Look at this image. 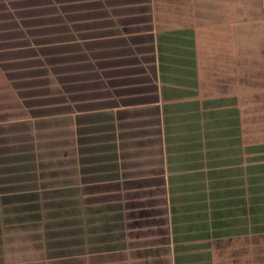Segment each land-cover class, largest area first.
Wrapping results in <instances>:
<instances>
[{
	"label": "crops",
	"instance_id": "crops-1",
	"mask_svg": "<svg viewBox=\"0 0 264 264\" xmlns=\"http://www.w3.org/2000/svg\"><path fill=\"white\" fill-rule=\"evenodd\" d=\"M7 1L0 0V13L10 15L0 17V264H147L161 250L176 263L171 195L176 207L177 174L188 172L176 169L183 156L168 142L179 84L171 23L162 41L154 0H53V20L32 15L25 0ZM262 19L264 28L263 8ZM232 46L224 43L223 82L239 89L233 206L239 230L247 227L238 235L250 240L248 264H256L252 224L264 216L250 207L264 197V72H255L252 52L239 57Z\"/></svg>",
	"mask_w": 264,
	"mask_h": 264
},
{
	"label": "rangeland",
	"instance_id": "rangeland-1",
	"mask_svg": "<svg viewBox=\"0 0 264 264\" xmlns=\"http://www.w3.org/2000/svg\"><path fill=\"white\" fill-rule=\"evenodd\" d=\"M3 1V5H8L7 0ZM25 2L32 6V15L44 20L50 14L49 18L53 20L51 16L53 11H49L52 7L50 2L53 0ZM17 3L19 5L22 1L17 0ZM163 3L168 5L171 3V10L170 6L165 7L166 4ZM262 8L264 9V0L161 2V10L163 9L160 12L161 19L172 17L170 23L174 33L173 60L177 66V70L174 68V74L179 84L181 82L186 84L184 87L179 84L176 86L175 79L173 90L175 93L177 87V92L171 111L173 121L171 126L168 125V142L175 150L176 159L183 156L176 169L188 172V175L184 172L177 174L176 206H179L183 198L186 206L184 211L177 215L179 221L177 240L181 242L180 257L174 264L249 262L250 240L246 244L247 238L238 235V232L242 235L247 227L243 224L242 226L246 228L239 230L241 222L239 211L233 206L236 201V186L239 183L234 175V169L238 171L234 164L235 161L236 163L239 161L240 156L237 133L239 103L236 99L239 94L236 91V88L238 89L236 84L235 89L233 86L231 90L225 89L223 56L224 43L233 44L232 49L239 57L248 59V54L252 52L255 55L252 67L256 66L255 72L257 68H262L260 73L264 72ZM21 12L22 9H17L10 13L14 15ZM0 17L5 20L9 19L10 15L4 12L0 13ZM166 38L169 39V34ZM225 63L229 68L235 67L236 64L235 60L232 59L230 63L226 57ZM185 66L187 72L186 70L180 72ZM186 73L187 78H184ZM256 96L260 102L263 101L258 89ZM166 109L168 110L167 107ZM253 137L250 138L251 141ZM240 142L243 143V140ZM246 146L242 153L248 150L250 154L251 147ZM256 156L254 157L256 164L251 167V171L255 172L259 169L257 167L260 158L258 154ZM246 158L243 157V161L247 162ZM249 160L250 166L252 155H249ZM241 199L237 200V205L241 201H246L248 197L243 196ZM251 208H255L264 216V206L262 208L261 203L256 205L253 203ZM256 219L254 226L252 224L253 240L257 246L253 252L255 257L253 259L256 264H260L259 257H264V220L262 217ZM151 231L154 232L155 229ZM144 234L148 235L146 242L154 241L155 238L149 236L147 231ZM163 237V235L159 237L158 241L165 242ZM158 254L159 256L153 252L145 258L152 259L147 264H173L171 254L168 255L164 250Z\"/></svg>",
	"mask_w": 264,
	"mask_h": 264
},
{
	"label": "trees",
	"instance_id": "trees-1",
	"mask_svg": "<svg viewBox=\"0 0 264 264\" xmlns=\"http://www.w3.org/2000/svg\"><path fill=\"white\" fill-rule=\"evenodd\" d=\"M161 2H167V0L166 1H164V0H154V6H155V9H156V20H158V22H159V25H160V27L158 28V29H160V30H162L163 31V33H162V41H163V38L165 37V39H167L166 37H168V34H169V30H168V27H169V25H170V21H171V19H172V17H170L169 16V19L167 18V19H165V18H163V19H161V17H160V12H162L163 11V9L161 10ZM172 3V2H171ZM171 3H169V5L167 4V3H163V4H166V6L165 7H169L170 6V10H171ZM170 10H169V12H170ZM159 13V14H158ZM157 15H158V17H157ZM159 35V34H158ZM164 39V40H165ZM166 47V46H165ZM163 49V48H162ZM162 49H161V51H162ZM162 59H163V53H162ZM257 192H259V191H257ZM173 195H171V200H172V214H173V216H172V220H173V223H174V230H175V234H174V239H175V252H176V262H177V260L179 259V250H180V242L181 241H178L177 240V235H178V232H177V230H178V226H179V221H178V219H177V215H178V213L179 214H181L183 211H184V209H185V199L183 198L181 201H180V203H179V206H174V203H173V197H172ZM258 200H259V202L258 203H261V205L264 203V197L263 196H261V197H258ZM244 204V203H243ZM251 208V207H250ZM249 208V209H250ZM263 208V207H262Z\"/></svg>",
	"mask_w": 264,
	"mask_h": 264
}]
</instances>
